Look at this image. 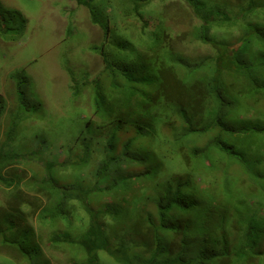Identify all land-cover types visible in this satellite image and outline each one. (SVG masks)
I'll return each instance as SVG.
<instances>
[{
	"label": "trees",
	"instance_id": "16d2710c",
	"mask_svg": "<svg viewBox=\"0 0 264 264\" xmlns=\"http://www.w3.org/2000/svg\"><path fill=\"white\" fill-rule=\"evenodd\" d=\"M116 1L89 7L103 67L73 87L92 101L75 143L27 135L22 80L0 94V245L51 264L39 226L73 264H264V0ZM27 21L0 0L1 38Z\"/></svg>",
	"mask_w": 264,
	"mask_h": 264
},
{
	"label": "rangeland",
	"instance_id": "374dc122",
	"mask_svg": "<svg viewBox=\"0 0 264 264\" xmlns=\"http://www.w3.org/2000/svg\"><path fill=\"white\" fill-rule=\"evenodd\" d=\"M87 2L2 0L6 7L20 10L28 21L24 32L0 37V94L15 104L17 80L23 81L27 100L40 105L37 111L25 112L26 133L40 137L51 151L75 143L92 115L89 90L84 87L83 95L78 98L73 95L77 83L93 79L103 67L102 58L94 48L103 41V32L99 25L92 23L90 9L98 11L97 17L105 21L111 19L110 12L118 14L116 0ZM257 108L262 109L264 116V102ZM231 111L237 112L238 124H248L251 113H247L246 107L233 104ZM256 156L261 163L258 167L264 172V139ZM257 201L264 213V195ZM37 227L43 237L39 242L51 264H73L75 244L64 242L68 247H55L49 241L51 229ZM0 258L6 264H27L13 247L0 245ZM100 259L103 264H118L104 252L100 253Z\"/></svg>",
	"mask_w": 264,
	"mask_h": 264
}]
</instances>
